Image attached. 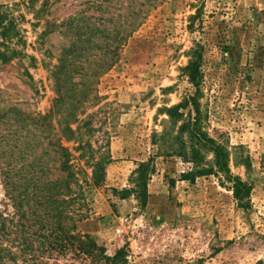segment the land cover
<instances>
[{"label":"rangeland","instance_id":"obj_1","mask_svg":"<svg viewBox=\"0 0 264 264\" xmlns=\"http://www.w3.org/2000/svg\"><path fill=\"white\" fill-rule=\"evenodd\" d=\"M0 13L12 22L0 50L17 52L0 61L1 212L12 210L4 172L30 170L44 150L57 172L60 144L76 229L107 255L124 247L126 264H264V0H0ZM195 51L205 128L250 187L245 204L214 174L184 178L191 164L151 141L170 123L165 107L195 91L185 69ZM148 159L142 197L132 174ZM54 253L46 264H91Z\"/></svg>","mask_w":264,"mask_h":264},{"label":"trees","instance_id":"obj_2","mask_svg":"<svg viewBox=\"0 0 264 264\" xmlns=\"http://www.w3.org/2000/svg\"><path fill=\"white\" fill-rule=\"evenodd\" d=\"M5 14L0 13V37L7 39V30L11 29L12 22L3 23ZM0 44L6 45L4 42ZM16 50H0V61H7ZM185 66L188 79L195 86V91L186 98L185 102L165 107L169 125L160 131L151 134V141L165 155H178L182 160L189 162V169L182 172V176L192 180L197 175L214 174L220 183L232 190V195L239 203L245 204L248 200L250 187L238 176L232 175L228 165V150L226 146L210 136L205 128V113L200 107L199 96V55L194 52ZM63 59L54 68L55 85L60 92L52 109L59 111L63 93H61L60 72ZM71 71H78L75 64ZM189 104L187 115L180 119L183 106ZM51 110L38 117L44 121ZM70 115V113H69ZM66 115L59 113V121H64L63 127H68ZM178 119L180 122L178 123ZM176 125L174 128L173 126ZM56 155L53 160L57 165L49 164L51 156L48 150L32 156L31 169H7L3 174L4 194L10 200V213L0 211V264H46L45 259L51 253L56 256H65L68 252L73 257H89L91 264H126V249L118 248L112 255H107L104 248L98 245L87 233H80L76 229V219L70 202L75 200L72 193L73 172L70 170L69 151L60 144L52 148ZM149 160L138 164L132 174L134 186L139 191L138 196H144ZM246 165L249 163L244 162ZM94 173L100 169L97 162H93ZM93 173V174H94ZM54 174V175H53ZM135 189V187H134ZM136 190V189H135ZM54 256L53 258H56ZM50 264H59L51 262Z\"/></svg>","mask_w":264,"mask_h":264}]
</instances>
